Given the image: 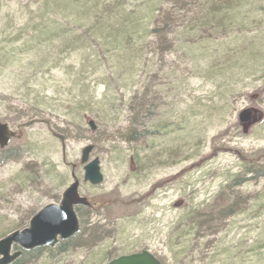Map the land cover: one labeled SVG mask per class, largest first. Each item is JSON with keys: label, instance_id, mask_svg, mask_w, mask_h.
<instances>
[{"label": "rangeland", "instance_id": "374dc122", "mask_svg": "<svg viewBox=\"0 0 264 264\" xmlns=\"http://www.w3.org/2000/svg\"><path fill=\"white\" fill-rule=\"evenodd\" d=\"M52 1L0 0V122L21 133L0 149V239L58 204L71 172L81 197L110 207L81 210L82 236L15 264H106L142 250L164 264H264V0L238 27L224 18L228 45L190 50L178 26L173 40L132 50L133 64L105 51L94 23L135 0ZM246 109L260 118L243 133ZM88 145L98 186L83 182ZM220 191L230 207L212 213Z\"/></svg>", "mask_w": 264, "mask_h": 264}, {"label": "trees", "instance_id": "16d2710c", "mask_svg": "<svg viewBox=\"0 0 264 264\" xmlns=\"http://www.w3.org/2000/svg\"><path fill=\"white\" fill-rule=\"evenodd\" d=\"M73 0H53L50 4H47L52 10H57L60 6L64 5L71 9L76 10L78 5ZM182 0H135L134 7L125 12L121 7H107V17L105 21L94 23L98 25L95 32L99 34L94 35L95 38L101 40V46L105 51H123L125 53V61L128 60L131 64L135 62L132 50H134L140 44H145L146 47L153 46L154 42H159L160 38L170 37L178 33V26L182 28L181 37H183L180 44L184 45L188 49H194L197 46L213 45L216 47H222L224 44H229L227 39L230 31L226 25L224 18L232 17L235 20L237 27L239 21L244 19V14L248 13H260L263 12L261 8H258L260 0H193L191 3L184 4ZM167 4V7L165 4ZM73 4L76 5L73 6ZM79 9V8H78ZM84 8H82L83 11ZM264 14V13H263ZM87 18L86 15H84ZM41 17H38V20ZM108 25H103L104 23ZM54 23L47 25L37 24L34 29H42L44 31H38V33H44L47 29H51ZM154 28H151L153 27ZM32 32H36V30ZM244 35L242 36V38ZM170 40H173L169 38ZM171 41L168 42L170 44ZM132 51V52H130ZM106 52V53H109ZM127 52V53H126ZM115 55V54H112ZM116 56V55H115ZM113 57V56H111ZM247 60L251 56L247 55ZM114 61L112 58L108 59V63L112 64ZM114 65V64H113ZM143 133V132H142ZM144 134V133H143ZM89 208L77 207L76 213L80 220V231L77 237L82 236L86 222L83 221L80 211H92L109 209L110 204L108 202H93L90 201ZM228 199L225 197L223 191H220L216 198L212 202V213L215 208H229ZM226 209H224L225 211ZM215 217V216H214ZM217 218V217H215ZM92 233L100 232L98 224H94L90 227ZM101 233V232H100ZM66 243H60L59 245H66ZM56 248V247H55ZM52 249H36L29 253H22L21 257L37 253L39 251H51ZM177 254L174 255V257ZM16 260L13 264L17 263ZM161 264H164L160 260Z\"/></svg>", "mask_w": 264, "mask_h": 264}, {"label": "water", "instance_id": "95a60500", "mask_svg": "<svg viewBox=\"0 0 264 264\" xmlns=\"http://www.w3.org/2000/svg\"><path fill=\"white\" fill-rule=\"evenodd\" d=\"M254 115V118H252ZM257 115V117H256ZM260 118L254 109H246L239 113L238 121L246 133L248 126ZM91 131L96 130L92 120L87 121ZM0 123V149H3L12 138H18ZM93 147L86 146L81 152L80 163L83 165V182L91 186H98L102 182V175L97 159L89 161ZM72 182L63 191L58 204H48L36 213L29 221L28 227L21 231H14L0 239V264H12L21 252H30L38 248H53L59 241H67L78 234L79 219L75 212L76 206L88 207L89 203L78 194L79 182L71 173ZM106 264H160L159 260L148 250H142L119 256Z\"/></svg>", "mask_w": 264, "mask_h": 264}, {"label": "bare ground", "instance_id": "6f19581e", "mask_svg": "<svg viewBox=\"0 0 264 264\" xmlns=\"http://www.w3.org/2000/svg\"><path fill=\"white\" fill-rule=\"evenodd\" d=\"M143 99H145V100H147L148 99V96L146 95V94H144V97H143ZM140 134V138H142V137H144L145 135L143 134V133H139ZM139 134L136 136L135 134L132 136V140L131 141H128V142H130V143H135V142H137V138H139Z\"/></svg>", "mask_w": 264, "mask_h": 264}]
</instances>
